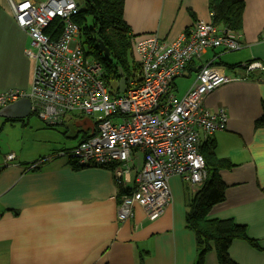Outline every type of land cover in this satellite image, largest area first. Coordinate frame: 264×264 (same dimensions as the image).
<instances>
[{"label":"crops","instance_id":"0c3cea01","mask_svg":"<svg viewBox=\"0 0 264 264\" xmlns=\"http://www.w3.org/2000/svg\"><path fill=\"white\" fill-rule=\"evenodd\" d=\"M244 2L243 27L238 31L243 47L238 53L223 60L227 51L208 49L180 77L196 76L197 69L209 61L241 66L231 70L240 79L217 87L203 101L211 111L225 107L228 122L226 130L203 139L201 148L213 147L217 157L234 163L220 172L225 198L206 219L230 218L244 225L255 244L233 240L231 259L236 264H264V126H256L263 114L264 78L250 76L264 70L245 69L251 61L264 63V0ZM124 19L133 36L155 34L174 40L195 20L212 21V11L209 0H125ZM30 45V36L16 25L8 0H0V92L30 89L34 62L25 56ZM176 81L173 90L183 95L189 87L180 93ZM79 141L62 143L39 156V160L50 159L37 168L29 165L33 159L17 162V157L7 161L3 156L0 264H195L196 235L186 224L189 191L195 193L189 184L177 175L170 178L173 200L160 218L151 221L136 206L133 218L120 221L110 169H74L66 158H52ZM136 162L142 165L140 153ZM204 264H220L213 248Z\"/></svg>","mask_w":264,"mask_h":264},{"label":"built area","instance_id":"2783aa9c","mask_svg":"<svg viewBox=\"0 0 264 264\" xmlns=\"http://www.w3.org/2000/svg\"><path fill=\"white\" fill-rule=\"evenodd\" d=\"M16 25L31 45L25 56L34 62L29 90L0 92V109L21 98L31 100V113L48 126L64 125L69 117L92 116L96 132L53 157H64L79 166L110 169L115 176L118 219L135 216L140 206L147 219L160 218L172 203V176H180L196 192L207 178L202 140L227 128V109L211 111L204 98L217 87L240 79L233 72L204 63L183 95L174 90L194 59L208 49L238 51L242 35L197 19L174 40L155 34L133 36L135 69L125 77L121 91L108 83L102 63L85 54L78 0H8ZM138 68V70H137ZM264 70L252 61L247 70ZM99 114V115H98ZM142 165H137V154ZM14 153L6 156L15 160ZM50 159V158H47ZM32 164V167L44 160Z\"/></svg>","mask_w":264,"mask_h":264},{"label":"trees","instance_id":"16d2710c","mask_svg":"<svg viewBox=\"0 0 264 264\" xmlns=\"http://www.w3.org/2000/svg\"><path fill=\"white\" fill-rule=\"evenodd\" d=\"M79 4L80 13L76 20L81 26L85 54L102 63L108 83L112 80L118 81L122 76L131 75V71L135 69L131 51L133 35L124 19L125 0H81ZM209 7L214 24L233 31L242 30L244 0H209ZM100 43L108 49L109 56L105 55ZM251 62L246 64L245 69ZM221 67L231 71L241 66L236 64ZM250 76L261 79L264 78V72L252 73ZM5 120L24 121V119L9 118ZM256 126H264V104L263 114L256 121ZM96 130L94 123L92 132L81 131L83 134L80 141L95 134ZM201 152L206 162L207 178L195 193L189 191L186 212V224L196 235L198 254L195 264H204L205 257L212 248L220 264H236L229 255L233 240L244 239L255 244L248 238L245 226L238 225L230 218L206 219L210 209L225 198L226 185L220 172L223 169L233 168L234 163L227 158L217 157L213 147L202 146ZM68 162L74 169L81 168L74 161ZM40 164L34 167L37 168Z\"/></svg>","mask_w":264,"mask_h":264},{"label":"rangeland","instance_id":"374dc122","mask_svg":"<svg viewBox=\"0 0 264 264\" xmlns=\"http://www.w3.org/2000/svg\"><path fill=\"white\" fill-rule=\"evenodd\" d=\"M227 52L223 60L228 59L229 55L232 57L238 53V51ZM195 77L194 75L189 78L178 77L176 83L179 92L182 93L190 87ZM111 83L113 88L116 89L117 81L112 80ZM71 118L69 117L64 125L53 127L45 124L34 114L30 115L29 118H25L24 121L13 122L6 121L5 118L0 116V163L3 156L14 153L17 162L33 159L32 163L29 164L31 166L39 160V156L59 149L62 143L70 144L77 139L80 140L83 134L81 131L91 132L94 128L95 121L92 116L74 115Z\"/></svg>","mask_w":264,"mask_h":264},{"label":"water","instance_id":"95a60500","mask_svg":"<svg viewBox=\"0 0 264 264\" xmlns=\"http://www.w3.org/2000/svg\"><path fill=\"white\" fill-rule=\"evenodd\" d=\"M100 47L104 50L105 55L109 56L108 49L103 43H100ZM120 90L123 92L126 89V80L122 76L119 82ZM31 114V100L27 97L18 99L0 109V116L9 119H25Z\"/></svg>","mask_w":264,"mask_h":264}]
</instances>
